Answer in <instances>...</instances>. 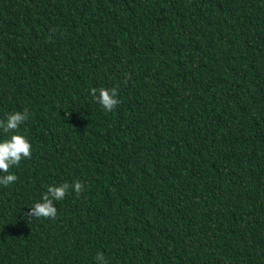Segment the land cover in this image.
Masks as SVG:
<instances>
[{
  "label": "trees",
  "instance_id": "16d2710c",
  "mask_svg": "<svg viewBox=\"0 0 264 264\" xmlns=\"http://www.w3.org/2000/svg\"><path fill=\"white\" fill-rule=\"evenodd\" d=\"M23 110L0 264H264V0H0V119Z\"/></svg>",
  "mask_w": 264,
  "mask_h": 264
},
{
  "label": "clouds",
  "instance_id": "9594fccd",
  "mask_svg": "<svg viewBox=\"0 0 264 264\" xmlns=\"http://www.w3.org/2000/svg\"><path fill=\"white\" fill-rule=\"evenodd\" d=\"M89 95L106 112L112 111L118 104V93L116 88H90ZM28 118L27 110L14 111L0 119V186H10L17 177L10 171L20 163L22 158H29L32 152V145L26 135L17 131L19 126ZM83 185L80 181L71 184L65 181L59 185H48L46 191L38 202H34L28 208L27 215L35 218H54L57 209L54 202L64 199L69 189L79 194ZM97 264H106L103 255L100 253L95 257Z\"/></svg>",
  "mask_w": 264,
  "mask_h": 264
}]
</instances>
